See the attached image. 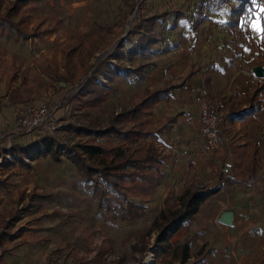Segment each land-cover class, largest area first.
<instances>
[{
	"label": "rangeland",
	"instance_id": "obj_1",
	"mask_svg": "<svg viewBox=\"0 0 264 264\" xmlns=\"http://www.w3.org/2000/svg\"><path fill=\"white\" fill-rule=\"evenodd\" d=\"M222 1V12L211 11L205 0L24 1L28 6L24 20L28 33H17L5 23L0 25V144L26 142L37 135L36 131L15 128L12 119L18 104L47 102L54 106L59 125L70 120H95L106 125L115 112L131 106L147 88L160 86L165 80L177 83L190 70L196 72L190 97L196 100L197 107L199 99L215 107L228 101H240L242 105L244 95L240 92L249 91L252 82L264 80V0H256L255 4L252 0ZM257 14L259 31L252 26ZM136 22L142 31L125 39ZM143 30L148 35L142 38L148 42L135 49L132 43L138 41L133 42ZM70 35H81L87 41L113 40L103 49L96 43L91 58L70 80L61 81L66 87L62 88L43 70L55 65L63 71L61 47ZM108 57L112 61L95 78L96 83L104 82L100 92L105 99L76 108L73 95L94 66ZM255 66L262 68L261 74L254 71ZM105 72L113 77L108 78ZM207 75L211 76L212 100L206 94ZM64 89L66 92H62ZM178 92L175 89L171 93L172 103L166 99L156 105L154 118L168 110L177 111L183 98ZM13 95L16 98L11 99ZM260 95L264 96V91ZM226 108L219 109L224 111L221 129L225 119V128L219 135L226 142L241 143L247 136L238 121L228 116ZM247 130L249 138L258 140L257 172L252 180L237 184L240 187L227 186L216 200L224 211L232 213V222L223 224V236L230 241L226 264H264V101ZM56 132L68 145L85 139L81 132L73 130ZM172 133L170 136H176L171 148L166 135L160 142L157 140L163 153V176L155 179L140 199L147 205L149 218L134 222L111 219L107 204L99 205L95 183L86 181L65 150L59 154L60 161L48 154L29 164L3 167L0 160V260L5 264H76L78 260L90 261L99 248H104L107 250L101 258L91 264H138L140 256L131 251V245L148 229L159 205L166 201L176 206L185 183L197 178L214 184L222 172L224 163L215 158L210 167L207 160L211 157L205 155L200 159L201 170L196 171L192 163L189 168L185 154L180 157L183 141L175 127ZM224 141L220 139L218 155L223 153ZM98 182L104 186L101 179ZM254 183L262 187L252 195ZM209 204L210 201L206 206ZM209 214L203 210L197 217L203 220Z\"/></svg>",
	"mask_w": 264,
	"mask_h": 264
},
{
	"label": "trees",
	"instance_id": "obj_2",
	"mask_svg": "<svg viewBox=\"0 0 264 264\" xmlns=\"http://www.w3.org/2000/svg\"><path fill=\"white\" fill-rule=\"evenodd\" d=\"M24 1L26 0H0V4H3L0 25L5 23L17 33H28L27 24L24 21L25 10L28 6H25ZM244 5L245 3H243ZM150 18L152 19L153 16ZM141 27L136 22L131 26L128 35L125 34V39H130L133 32L142 31ZM147 35L148 33L144 30L138 34L133 42L138 41L132 43L135 49L148 42L147 38H142ZM118 36L120 33L116 35V37ZM112 40L113 38L97 42L95 38H92L87 41L81 35H70L61 47L63 71H59L55 65H47L43 71H46L51 78L58 80L62 88H66L61 81L70 80L74 73L82 68L93 55L95 44L97 43V48L103 49ZM110 59V57L104 58L95 65L92 73L87 75L86 80L80 86V90L73 95L76 108L87 104H97L105 99L104 93L100 92L104 82L96 83L95 78L99 77L103 67H107L109 61H112ZM194 72L195 70H190L177 83H169L168 80H165L164 84L160 86L147 88L131 106H124L115 112L106 125H100L95 120L86 122L70 120L60 124L52 132L37 133L34 138L26 142L14 141L0 144L1 164L3 167L24 165V162L29 164L48 154H51L56 161H60L59 154L65 150L68 159L83 173L86 181L90 180L95 183V190H98L100 195L99 205L107 204L106 211L113 221L134 222L140 220L149 214L147 205L140 200L141 197L145 196L148 187L155 179L159 180L163 176L161 169L163 153L158 149L157 140L161 141V133L164 128L174 125L177 121V114L163 113L154 118V109L161 101L168 99L173 90L183 86ZM105 74L108 78L113 77L106 72ZM11 79L12 74L7 78L8 86ZM210 81L211 76L207 75L204 79L206 94L212 100ZM261 91H264V80L252 82V88L249 91L240 92L244 95L243 101H241L242 105H240V101L235 104L230 101L220 102L216 105L217 110L226 106L228 116L238 121L243 135L247 136L241 143L226 142L220 137L225 142L223 153L218 155L217 150H212L213 155L207 160L210 167H212L215 158L220 159L223 163L229 161L231 163L230 173L224 175L223 172H219L214 184H207L200 182L197 178H192L191 181L183 185L176 206H170L166 201H163L151 219L148 229L141 232L138 239L131 245V251L140 256L138 264L147 251L152 252L155 257L166 252L171 247V238L174 234L182 226L192 221L206 200L218 194L225 184L236 186L255 176L258 164V140L249 138L247 128L256 120L257 113L262 109L264 96L260 95ZM62 92H66L65 89ZM10 98H16V96L13 95ZM13 100L15 101V99ZM21 105L24 104H18L16 109ZM224 124L225 119L222 129L225 128ZM222 129L220 128V132ZM57 130L81 132L85 139L68 145L63 142L60 133L56 132ZM98 179L103 181V187L100 186ZM108 190L111 193L108 194ZM106 250L99 248L90 261L78 260L76 264H91V262L99 260ZM204 253V251H200L196 258L202 257ZM0 264L5 263L0 260Z\"/></svg>",
	"mask_w": 264,
	"mask_h": 264
},
{
	"label": "crops",
	"instance_id": "obj_3",
	"mask_svg": "<svg viewBox=\"0 0 264 264\" xmlns=\"http://www.w3.org/2000/svg\"><path fill=\"white\" fill-rule=\"evenodd\" d=\"M195 79L196 72H194L187 79L185 84L179 88V92L183 94V98L179 100L176 107L179 110H168L164 112L167 114H177V121L174 125L164 128L161 137L164 139L163 136L166 135L168 138L166 140L167 145L171 148V143L176 135H170L173 134L172 131L175 127L179 134L178 136L181 137L180 140L183 141L179 148V152L181 153L180 157L184 153L185 155H183V158L187 157V160L186 158H184V160L187 161L188 167L190 168V163H192L195 165L196 171H198L201 170L203 166L200 159L204 155L206 157H212L213 152L207 149L204 139L200 135L198 116L199 107H197L198 104L196 100L190 97L191 91L194 92L193 81ZM173 96L177 97L175 94ZM172 100L173 98H168L169 103H172ZM199 101L201 100L199 99ZM183 145H185V147H183ZM249 180H252V178ZM227 186L234 187L225 184L218 194L206 200V202L200 207V212L206 210L210 213L208 217H204L203 220H200L195 215L192 221L182 226L174 234L171 238V247L166 252L155 257L152 252L147 251L139 264H149L148 260L150 259L151 264H226V253L229 251L227 246H229L230 241H228V238L225 235L223 236L224 225L219 222L218 219L224 209L223 205L216 200L217 196L227 190ZM236 187L240 186L236 185ZM261 187V183L252 184V195L257 194V192L261 190ZM262 191L263 192L261 193H264V188ZM209 201L210 204L206 206ZM145 218L149 217L146 216ZM149 222H151V219ZM200 251H204V255L200 258H196Z\"/></svg>",
	"mask_w": 264,
	"mask_h": 264
},
{
	"label": "built area",
	"instance_id": "obj_4",
	"mask_svg": "<svg viewBox=\"0 0 264 264\" xmlns=\"http://www.w3.org/2000/svg\"><path fill=\"white\" fill-rule=\"evenodd\" d=\"M205 5L211 11H224L222 0H205ZM54 106H50L47 102L29 103L21 105L14 114L12 122L16 129L25 131H36L37 133H45L54 131L59 122L55 118ZM1 111V103H0ZM224 111H219L215 104L202 99L199 104V132L203 137L205 145L209 151L216 150L220 144V122L224 116ZM231 170V163L226 161L223 164L222 172L228 175Z\"/></svg>",
	"mask_w": 264,
	"mask_h": 264
},
{
	"label": "water",
	"instance_id": "obj_5",
	"mask_svg": "<svg viewBox=\"0 0 264 264\" xmlns=\"http://www.w3.org/2000/svg\"><path fill=\"white\" fill-rule=\"evenodd\" d=\"M254 71L257 74H261L262 73V68L260 66H255L254 67ZM64 84V82H63ZM219 222L223 223V224H230L232 222V213L230 211H224L220 217H219Z\"/></svg>",
	"mask_w": 264,
	"mask_h": 264
},
{
	"label": "snow or ice",
	"instance_id": "obj_6",
	"mask_svg": "<svg viewBox=\"0 0 264 264\" xmlns=\"http://www.w3.org/2000/svg\"><path fill=\"white\" fill-rule=\"evenodd\" d=\"M256 0H252V3L255 4ZM261 11H264V9H262ZM253 28L257 31L260 30V17L259 15L257 14V19L255 20V22L253 23Z\"/></svg>",
	"mask_w": 264,
	"mask_h": 264
},
{
	"label": "bare ground",
	"instance_id": "obj_7",
	"mask_svg": "<svg viewBox=\"0 0 264 264\" xmlns=\"http://www.w3.org/2000/svg\"><path fill=\"white\" fill-rule=\"evenodd\" d=\"M148 263H149V264H151V259H150V260H148Z\"/></svg>",
	"mask_w": 264,
	"mask_h": 264
}]
</instances>
